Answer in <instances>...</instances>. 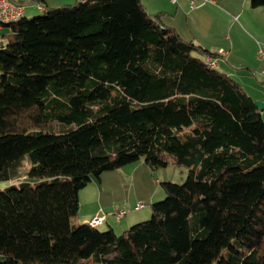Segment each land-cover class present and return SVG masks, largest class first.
Instances as JSON below:
<instances>
[{"label":"trees","instance_id":"trees-1","mask_svg":"<svg viewBox=\"0 0 264 264\" xmlns=\"http://www.w3.org/2000/svg\"><path fill=\"white\" fill-rule=\"evenodd\" d=\"M2 26L0 264H264V119L215 52L141 0ZM168 156L188 172L161 182L149 219L120 233L73 220L92 178Z\"/></svg>","mask_w":264,"mask_h":264},{"label":"crops","instance_id":"crops-1","mask_svg":"<svg viewBox=\"0 0 264 264\" xmlns=\"http://www.w3.org/2000/svg\"><path fill=\"white\" fill-rule=\"evenodd\" d=\"M23 6L25 10H43L47 7L60 6L75 0H10ZM149 13H159L160 20L173 27L184 39L192 40L207 50L218 55L216 68L234 77L233 71L239 76L240 85L255 100H264L261 95L264 88L255 87L249 78L251 72L260 74L264 69V60L256 57L258 44L264 42V6L252 7L250 0H215L206 2L194 8L189 6L188 0H141ZM36 7V8H35ZM8 30L0 26V34ZM222 49V53H219ZM237 80V79H236ZM264 85V78L261 80ZM264 119V111H260ZM96 179V178H94ZM92 181V179L90 180ZM89 181V182H90ZM100 178L92 182L94 194L87 208L82 207L84 190L78 191L79 208L74 217L75 222L87 223L96 213H105V221L97 227L105 225L107 228L122 230L132 222L140 221L143 215L126 217L128 210L116 219L114 212L118 207H103ZM98 190V191H97ZM136 205V204H135ZM136 209V208H135ZM140 209V208H139ZM145 216V215H144ZM112 223H117L113 224Z\"/></svg>","mask_w":264,"mask_h":264},{"label":"rangeland","instance_id":"rangeland-1","mask_svg":"<svg viewBox=\"0 0 264 264\" xmlns=\"http://www.w3.org/2000/svg\"><path fill=\"white\" fill-rule=\"evenodd\" d=\"M41 14H43V10L41 9H27L25 10L24 16L30 18ZM233 73L235 78L232 76L230 77L236 82L240 81L239 76L234 71ZM250 74L251 77L249 80L251 81V84L257 88L262 86L264 88V85L261 84L263 74L261 72L260 74H253V72ZM261 95L264 96V90ZM259 111H264V107L259 109ZM52 126L55 130H58L59 127H61L55 122L52 123ZM187 172V167L177 165L169 156L167 157V163L165 165H157L153 167L147 164L143 159H139L113 170H105L102 172V184L99 185L98 183L102 194V205L106 208L109 206H116L118 208L127 209V215L126 217H123V220L134 214H136L135 216L143 215L144 218H141L140 221L149 219L151 216L150 204L165 197L161 182L171 181L174 183H181L186 178ZM23 180L27 181L29 178L26 177ZM94 181H96V179L92 178V181L80 188V190L86 192L85 195L84 193L82 195L84 201L82 202V207L85 206V208H87L91 205L90 201L94 194V186L92 185V182ZM9 184L10 182H0V188L8 186ZM138 201H142L144 206L140 209H135L134 206ZM133 223L134 222H132V224ZM113 224L117 223H112V225ZM97 225L99 224L97 223L96 226ZM98 229L103 231L108 228L107 226L102 225L99 226ZM114 229L115 233H120L123 230Z\"/></svg>","mask_w":264,"mask_h":264},{"label":"built area","instance_id":"built-area-1","mask_svg":"<svg viewBox=\"0 0 264 264\" xmlns=\"http://www.w3.org/2000/svg\"><path fill=\"white\" fill-rule=\"evenodd\" d=\"M176 1V0H171ZM215 0H188L189 6L191 8H194L200 4L206 3V2H214ZM23 13V6L22 4L15 3L10 0H0V18L8 16V15H16V14H22ZM1 38V37H0ZM1 43V42H0ZM219 53H222V49H219ZM256 57L258 59L264 60V42L258 44L257 50H256ZM205 58H207L210 62H214V64L217 63L218 55L216 53L214 54H207L205 55ZM264 78V69L261 71ZM144 206L142 201H138L136 205L134 206L136 209L142 208ZM125 213V210L123 208H118L115 210L114 215L116 219H119L123 214ZM105 213H96L94 216H92L88 221H93L95 223L101 224L105 221Z\"/></svg>","mask_w":264,"mask_h":264},{"label":"bare ground","instance_id":"bare-ground-1","mask_svg":"<svg viewBox=\"0 0 264 264\" xmlns=\"http://www.w3.org/2000/svg\"><path fill=\"white\" fill-rule=\"evenodd\" d=\"M22 15H23V13L22 14H16V15H8V16L0 18V26L5 24V23L14 21V20L20 18ZM0 47H1V43H0ZM205 59H206V61L208 62V64L210 66H215L214 62H210L207 58H205ZM89 223L92 224V225H96L97 224V223H95L93 221H89Z\"/></svg>","mask_w":264,"mask_h":264},{"label":"water","instance_id":"water-1","mask_svg":"<svg viewBox=\"0 0 264 264\" xmlns=\"http://www.w3.org/2000/svg\"><path fill=\"white\" fill-rule=\"evenodd\" d=\"M254 104L259 108L262 109L264 107V100L256 99L254 100Z\"/></svg>","mask_w":264,"mask_h":264}]
</instances>
